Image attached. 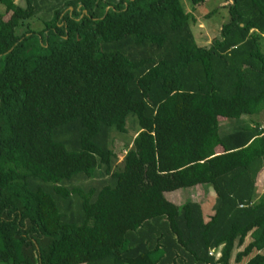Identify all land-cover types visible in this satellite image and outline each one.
Listing matches in <instances>:
<instances>
[{
	"label": "trees",
	"instance_id": "16d2710c",
	"mask_svg": "<svg viewBox=\"0 0 264 264\" xmlns=\"http://www.w3.org/2000/svg\"><path fill=\"white\" fill-rule=\"evenodd\" d=\"M21 1L0 0V264H264V123L240 120L264 113V0L201 44L179 0ZM127 115L138 158L111 168ZM202 184L207 219L164 198Z\"/></svg>",
	"mask_w": 264,
	"mask_h": 264
},
{
	"label": "rangeland",
	"instance_id": "374dc122",
	"mask_svg": "<svg viewBox=\"0 0 264 264\" xmlns=\"http://www.w3.org/2000/svg\"><path fill=\"white\" fill-rule=\"evenodd\" d=\"M13 1L16 4H22L21 0ZM179 3L183 11H189L195 18V23L190 22V30L194 40L200 44L204 43L205 41L209 42L213 37L217 36L220 25L226 22L228 19L225 8L229 3V0H204L202 4L194 8L190 6L188 0H179ZM0 12H2V7H0ZM26 23L29 26L28 29L32 31L37 32L42 29L41 22L37 20V17H34L32 19L17 23L18 25L15 29L16 35H19L23 30H25ZM35 42H39L38 37L31 40V43ZM217 120L220 126L225 125V121L223 119L218 118ZM240 120L247 125H252L254 123H264V113L251 117L244 116L241 117ZM135 125L136 122L134 117L127 115L125 119L126 132L124 134L112 133V131H110V133H112L110 138L111 148L116 156L115 159L111 161V168L119 163H122L125 152L133 158H138V142L136 136L133 134L135 128H137ZM123 151L125 152L123 153ZM215 152H220V150L216 148ZM258 174L254 185V195L256 197L261 193L264 187V180L262 179L264 177L262 176L261 178ZM164 198L176 206H180L184 202H195L201 206L204 217L212 213V208L215 202L214 193L211 186L208 184L166 192L164 193ZM239 250H241V247L235 246L230 256V264H234L232 261L233 256L235 252Z\"/></svg>",
	"mask_w": 264,
	"mask_h": 264
},
{
	"label": "built area",
	"instance_id": "2783aa9c",
	"mask_svg": "<svg viewBox=\"0 0 264 264\" xmlns=\"http://www.w3.org/2000/svg\"><path fill=\"white\" fill-rule=\"evenodd\" d=\"M208 255H214L215 258H218L219 252H218V250H209Z\"/></svg>",
	"mask_w": 264,
	"mask_h": 264
},
{
	"label": "crops",
	"instance_id": "0c3cea01",
	"mask_svg": "<svg viewBox=\"0 0 264 264\" xmlns=\"http://www.w3.org/2000/svg\"><path fill=\"white\" fill-rule=\"evenodd\" d=\"M218 150H219V148H217ZM258 175H260V177L262 178V176L264 177V169L263 170H261L260 172H259V174ZM257 178V177H256ZM263 180H264V178H262ZM212 214V213H211ZM211 214H208L206 217H204L205 219H207V217L208 216H210Z\"/></svg>",
	"mask_w": 264,
	"mask_h": 264
}]
</instances>
